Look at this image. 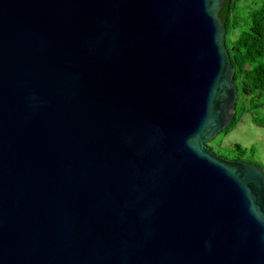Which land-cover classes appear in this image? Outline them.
<instances>
[{
    "label": "water",
    "instance_id": "95a60500",
    "mask_svg": "<svg viewBox=\"0 0 264 264\" xmlns=\"http://www.w3.org/2000/svg\"><path fill=\"white\" fill-rule=\"evenodd\" d=\"M229 1L0 0V264H264Z\"/></svg>",
    "mask_w": 264,
    "mask_h": 264
},
{
    "label": "trees",
    "instance_id": "16d2710c",
    "mask_svg": "<svg viewBox=\"0 0 264 264\" xmlns=\"http://www.w3.org/2000/svg\"><path fill=\"white\" fill-rule=\"evenodd\" d=\"M218 15L225 26V47L237 90L233 120L222 131L227 134L245 113L256 119L264 107V0H230ZM230 146L232 157L228 159L249 162L246 148L238 143Z\"/></svg>",
    "mask_w": 264,
    "mask_h": 264
},
{
    "label": "rangeland",
    "instance_id": "374dc122",
    "mask_svg": "<svg viewBox=\"0 0 264 264\" xmlns=\"http://www.w3.org/2000/svg\"><path fill=\"white\" fill-rule=\"evenodd\" d=\"M255 118L253 119L249 112L245 113L230 132H220L207 143L208 148L215 155L228 159L232 157L230 144L238 143L251 155L248 161L264 171V107L259 108Z\"/></svg>",
    "mask_w": 264,
    "mask_h": 264
}]
</instances>
